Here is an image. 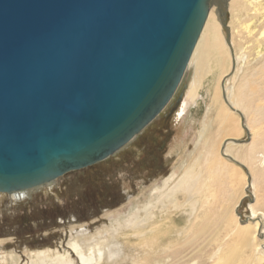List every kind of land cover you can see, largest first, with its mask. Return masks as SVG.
Returning <instances> with one entry per match:
<instances>
[{
    "label": "water",
    "instance_id": "water-1",
    "mask_svg": "<svg viewBox=\"0 0 264 264\" xmlns=\"http://www.w3.org/2000/svg\"><path fill=\"white\" fill-rule=\"evenodd\" d=\"M214 4L227 29L220 0H0V192L98 164L157 119Z\"/></svg>",
    "mask_w": 264,
    "mask_h": 264
},
{
    "label": "bare ground",
    "instance_id": "bare-ground-1",
    "mask_svg": "<svg viewBox=\"0 0 264 264\" xmlns=\"http://www.w3.org/2000/svg\"><path fill=\"white\" fill-rule=\"evenodd\" d=\"M220 2L227 9V29L221 23L218 5H212L188 61L185 82L159 114L176 104L181 94L178 120L200 101L204 102L195 150L185 158L179 155L182 143L177 137L168 159L173 161L174 158L171 175L161 186L154 182L129 198L128 203L135 209L133 215L124 223L112 226L107 235L89 234L87 225L73 226V237L63 252L28 251V259L23 264H106L121 254L124 255L122 261L130 258L131 264L142 261L145 264H202L201 256H206L209 264H264V211L251 206L247 222L239 213L247 193L254 187L253 174L249 173L248 179L243 176L242 180H237V169L227 161L247 162L253 170L257 161L264 167V134L259 153L254 148L239 153L232 147L244 129L254 133L244 122L245 112L251 115L258 106L250 96L254 89L250 84L247 92L241 85L234 92L229 89L230 82L240 71L237 63L243 49L236 45L232 21L238 13L250 10L256 12L259 24L264 23V0ZM153 122L115 155L133 144ZM61 178L37 189L0 192V200L8 196L17 204L32 192L52 189ZM217 189L222 191L223 197L213 210L210 207ZM210 213L216 215L217 224L203 225ZM105 216L115 218L113 211ZM120 236L125 238L123 243L117 241ZM6 241L9 239H0L1 250ZM17 254L0 252V264H22Z\"/></svg>",
    "mask_w": 264,
    "mask_h": 264
},
{
    "label": "rangeland",
    "instance_id": "rangeland-1",
    "mask_svg": "<svg viewBox=\"0 0 264 264\" xmlns=\"http://www.w3.org/2000/svg\"><path fill=\"white\" fill-rule=\"evenodd\" d=\"M256 19V12L249 10L238 13L232 21L236 45L243 49L240 50L237 63L240 71L235 80L230 82L229 89L234 92L237 86L241 85L242 90L246 87L247 92L250 84L254 89L253 95L250 96H253L258 105L251 115L246 112L244 114L245 125H250L254 133L244 129L239 141L232 144L234 151L239 153H245L251 148L256 152L258 149V153L262 151L264 23L259 24ZM243 55L245 58L242 59ZM207 89L205 86V90ZM176 105L161 113L146 129L147 132L145 130L133 144L115 156L88 168L70 172L59 179L52 189L32 192L28 198L17 204L12 203L8 196L1 198L0 239L9 241L3 243L4 247L2 250L0 248V252L18 253L23 264L28 259V251L51 249L63 252L73 237V226L77 228L87 225L89 234L107 235L112 226L128 220L135 210L128 203V199L138 195L154 182L161 186L171 175L174 158L173 161L168 159L171 158V146L176 138L182 143L179 155L185 158L195 150L205 104L200 101L196 108L190 109L187 115L179 120L177 113L181 105ZM227 161L237 169V180H242L243 176L248 179L249 173L253 174L251 178L254 187L247 193L248 197L239 208L243 221H250L251 206L264 211V167L258 165L257 161L258 166L254 163L255 170L249 163L241 160H238L239 163ZM222 197V191L217 189L210 208L215 210ZM112 211L115 214L114 219L105 216ZM217 221L216 215L210 213L204 219L203 225H216ZM222 233L224 236V231ZM124 240L122 236L117 239L120 243ZM133 256L136 257V254L133 253ZM123 258L124 255L121 254L106 264H131L130 258L122 261ZM200 260L202 264H209L206 256H201Z\"/></svg>",
    "mask_w": 264,
    "mask_h": 264
},
{
    "label": "flooded vegetation",
    "instance_id": "flooded-vegetation-1",
    "mask_svg": "<svg viewBox=\"0 0 264 264\" xmlns=\"http://www.w3.org/2000/svg\"><path fill=\"white\" fill-rule=\"evenodd\" d=\"M148 129V128H147ZM146 132H147V130H146Z\"/></svg>",
    "mask_w": 264,
    "mask_h": 264
}]
</instances>
